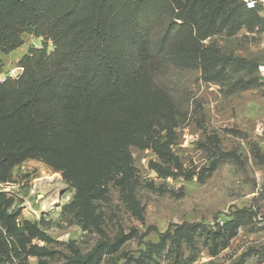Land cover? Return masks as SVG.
<instances>
[{
	"label": "rangeland",
	"instance_id": "1",
	"mask_svg": "<svg viewBox=\"0 0 264 264\" xmlns=\"http://www.w3.org/2000/svg\"><path fill=\"white\" fill-rule=\"evenodd\" d=\"M244 1L223 0L213 35L180 39L176 62L105 111L94 158L12 170L0 183V264H264V10ZM41 47L22 35L0 75ZM183 223L212 229H169Z\"/></svg>",
	"mask_w": 264,
	"mask_h": 264
},
{
	"label": "trees",
	"instance_id": "2",
	"mask_svg": "<svg viewBox=\"0 0 264 264\" xmlns=\"http://www.w3.org/2000/svg\"><path fill=\"white\" fill-rule=\"evenodd\" d=\"M227 7L223 0H0V54L18 49L24 34L42 42L19 60L18 79L0 83V183L26 160L68 171L80 150L94 158L92 133L100 138L105 111L136 96L160 64L176 62L180 39L213 35L212 19ZM199 11L209 17L202 29ZM171 115L167 131L176 125ZM139 130L146 143L150 126Z\"/></svg>",
	"mask_w": 264,
	"mask_h": 264
},
{
	"label": "built area",
	"instance_id": "3",
	"mask_svg": "<svg viewBox=\"0 0 264 264\" xmlns=\"http://www.w3.org/2000/svg\"><path fill=\"white\" fill-rule=\"evenodd\" d=\"M244 6L247 10H256L258 6L264 10V0H245ZM21 73L22 68H17L6 76L2 74L0 75V83H3L7 79L16 80L21 75ZM261 73L264 75V69H262Z\"/></svg>",
	"mask_w": 264,
	"mask_h": 264
}]
</instances>
